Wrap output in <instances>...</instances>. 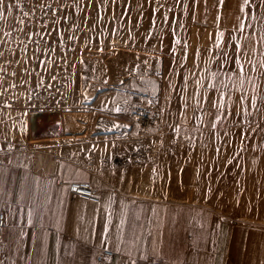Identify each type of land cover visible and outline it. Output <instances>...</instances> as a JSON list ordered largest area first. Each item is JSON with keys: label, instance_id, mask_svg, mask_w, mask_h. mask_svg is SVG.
<instances>
[{"label": "rangeland", "instance_id": "1", "mask_svg": "<svg viewBox=\"0 0 264 264\" xmlns=\"http://www.w3.org/2000/svg\"><path fill=\"white\" fill-rule=\"evenodd\" d=\"M4 3L13 7L0 17V158L13 150L46 145L49 141H34L32 124L37 116L54 113L64 119L66 133L72 136H65L64 141H86V149H91L87 141L99 128L97 135L102 140H117V150L127 149V156L140 147L154 152L156 161L149 160L150 173L158 170L163 153H173L180 161L176 164L180 178L191 182L164 183L167 194L208 206L229 221L264 228V0H162L161 4L165 13L159 21L165 28L179 27L188 35L190 31L205 32L196 29L197 25L228 22L231 33L240 38L244 95L257 97L259 111L249 101L244 102L250 113L247 116L236 115L241 93L235 90L240 87L235 70L223 77L217 73L215 79L197 78V68L204 64L190 60L189 48L183 54V47L171 45L175 32L173 37V32L163 37L166 45L158 48L159 52L138 43L141 47L123 49L106 62H96L93 55L102 48L111 22L117 23L113 11L102 2L92 15L70 10L59 20L58 35L70 24L83 23L91 28L89 34L79 35L65 48L52 41L44 47H32L33 35L43 33L34 25L35 18H41L33 12L38 10L30 5V13L23 12L19 0ZM152 4L153 0H138L137 8ZM139 17L131 21L133 28ZM130 35L136 39L135 32ZM197 80L215 84L231 96L235 108H228L231 102H226V107L208 119L215 127L203 126V109L181 110V105L188 108L197 100L200 105L207 103L206 94L212 89L198 88ZM197 92L199 95H194ZM141 109H146L164 130L154 143L141 140L131 120V115ZM127 136L134 142L124 148L121 141Z\"/></svg>", "mask_w": 264, "mask_h": 264}, {"label": "crops", "instance_id": "2", "mask_svg": "<svg viewBox=\"0 0 264 264\" xmlns=\"http://www.w3.org/2000/svg\"><path fill=\"white\" fill-rule=\"evenodd\" d=\"M153 1L154 6L138 10L147 22L140 33L132 28L136 42L159 52L166 45L163 37L175 32L171 45L183 47V54L189 48L190 60L204 64L197 78L235 70L230 64L242 51L228 22L197 25L205 32L188 35L179 27L165 28L159 21L165 13L162 0ZM225 92L211 90L206 98L235 108ZM201 109L203 126L213 127L209 120L217 109L212 103L181 105L182 111ZM32 126L34 141L49 142L0 158V214L6 216L0 264H99L103 250L113 254L105 264H264L263 227L229 221L208 206L165 192L164 183L191 182L180 178L173 153H163L158 170L150 173L148 166L133 162L132 153L127 156V149L117 150V140L94 135L87 141L91 149L86 141H64L72 136L54 113L37 116ZM127 137L121 141L124 148L134 142ZM57 139L63 142H53ZM73 182H90L100 202L73 195Z\"/></svg>", "mask_w": 264, "mask_h": 264}, {"label": "built area", "instance_id": "3", "mask_svg": "<svg viewBox=\"0 0 264 264\" xmlns=\"http://www.w3.org/2000/svg\"><path fill=\"white\" fill-rule=\"evenodd\" d=\"M138 0H19V6L23 12L30 10L34 5L38 11L34 13L41 16V23L37 18L35 21V28L43 30L42 34H35L31 40V46L44 47L48 41L56 42L63 48L72 46L79 35L90 33V26L83 23L70 24L64 28L61 34H57L59 28V20L68 11L76 10L81 14L92 15L98 9L99 3L106 5V8L117 17V23L111 22V29L104 35V41L101 43L102 48L93 55L96 62H106L113 53L124 50H134L141 47L135 40L131 39L130 32L133 24L131 21L138 16L137 8ZM34 3V4H33ZM113 5L112 7H110ZM33 6V7H34ZM105 8V7H104ZM131 25V26H130ZM145 27V22L138 19L135 24L137 33L142 32ZM129 32V33H128ZM128 34V35H127ZM64 59V56L61 58ZM146 109L138 110L133 113L132 121L140 133L139 138L148 142L158 141V136L163 135V128L147 113ZM129 117V116H128ZM134 126V127H135ZM133 162L140 166H149L150 162L156 161L154 152H147L144 149L137 148L136 152H131ZM152 153V154H151ZM69 191L82 199L98 203L100 202L99 192L94 188L90 182H73L69 184ZM6 226V216L4 213L0 214V242L3 239V230ZM113 254L109 250H103L97 258L99 264H105Z\"/></svg>", "mask_w": 264, "mask_h": 264}, {"label": "snow or ice", "instance_id": "4", "mask_svg": "<svg viewBox=\"0 0 264 264\" xmlns=\"http://www.w3.org/2000/svg\"><path fill=\"white\" fill-rule=\"evenodd\" d=\"M246 2H247V0H246ZM12 7H13L12 4H10V3L5 4L4 0H0V9H3V11H0V17H3L4 13L9 11L10 9H12ZM25 15H27V13H25ZM5 35H8V33H5ZM233 63L235 64V74L237 75V77L240 80V87H239V89H235V90H238L241 93L240 96L238 97V99L241 101V107H240L239 111L236 112V115L247 116V115H250V113L248 112V109L245 106L244 102L245 101H249L251 107L254 110H256V111H259V109L257 108V97H255V96L248 97V96L244 95V92H243V84H244V80H245V77L243 75V73H244V65H243V63H241L240 59H236V58L233 59ZM248 63L250 65H252L251 61H248ZM261 66L264 67V65H261ZM251 70H255V65H252V69ZM210 75H211V77L213 79H215L216 76H217L216 73H211ZM195 84L198 86V88H201V89L207 88V89H212L213 91H217V92L219 91V89L216 88L215 84H212V83H207L206 84V82L204 80H197V81H195ZM223 87L225 89H228L229 85L228 84H223ZM229 90L231 91L233 89H229ZM194 95H199V93L197 92ZM205 101L209 102V103H212V106L217 109L218 113L220 111V108L226 107L223 104H218V103H215V102L207 101L206 97H205ZM196 107H200V102L198 100L196 102ZM117 111H119V109H117ZM230 114H231L230 112H225L224 113V115H230ZM218 118H219V116H218ZM215 126L216 125L214 124L213 127H215ZM177 131H178V129H177ZM28 223L29 224L32 223L31 213L29 214ZM117 251H119V249H117ZM145 259H147V257H145ZM132 264H135V262L133 261Z\"/></svg>", "mask_w": 264, "mask_h": 264}, {"label": "water", "instance_id": "5", "mask_svg": "<svg viewBox=\"0 0 264 264\" xmlns=\"http://www.w3.org/2000/svg\"><path fill=\"white\" fill-rule=\"evenodd\" d=\"M94 133L97 135V134H100L101 133V130L99 129V128H96L95 130H94Z\"/></svg>", "mask_w": 264, "mask_h": 264}]
</instances>
